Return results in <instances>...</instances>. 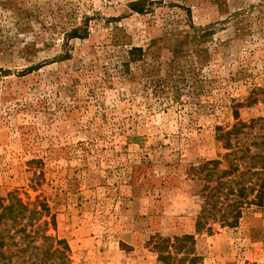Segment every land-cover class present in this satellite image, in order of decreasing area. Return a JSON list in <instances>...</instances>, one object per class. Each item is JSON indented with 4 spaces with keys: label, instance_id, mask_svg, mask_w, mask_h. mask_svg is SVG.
<instances>
[{
    "label": "rangeland",
    "instance_id": "374dc122",
    "mask_svg": "<svg viewBox=\"0 0 264 264\" xmlns=\"http://www.w3.org/2000/svg\"><path fill=\"white\" fill-rule=\"evenodd\" d=\"M134 1L0 0V203H47L71 264H162L152 237L183 233L197 264H264V204L196 232L190 172L225 151L235 107L264 116L246 103L264 86V0Z\"/></svg>",
    "mask_w": 264,
    "mask_h": 264
},
{
    "label": "trees",
    "instance_id": "16d2710c",
    "mask_svg": "<svg viewBox=\"0 0 264 264\" xmlns=\"http://www.w3.org/2000/svg\"><path fill=\"white\" fill-rule=\"evenodd\" d=\"M144 1L132 2L131 9L144 12ZM85 34V28L75 27L67 37H84ZM142 54L140 47L132 46L127 62L141 60ZM127 62H124L126 67ZM260 98L264 100V86L254 88L246 103L254 104ZM233 116L235 121L230 127L216 126V140L225 150L221 156L191 166L190 172L203 181L196 232L204 228L210 230V222L237 226L244 208L264 204V116L243 120L237 107ZM48 211L44 201H23L13 191L9 193L7 203L1 201L0 264H71L67 241L48 233V221L40 224ZM152 239L160 263L197 264L199 257L194 253V234L157 235Z\"/></svg>",
    "mask_w": 264,
    "mask_h": 264
}]
</instances>
